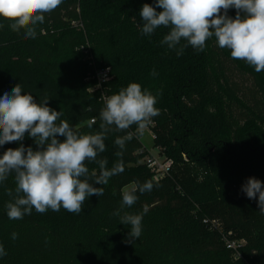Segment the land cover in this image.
<instances>
[{"label": "trees", "instance_id": "obj_1", "mask_svg": "<svg viewBox=\"0 0 264 264\" xmlns=\"http://www.w3.org/2000/svg\"><path fill=\"white\" fill-rule=\"evenodd\" d=\"M144 4L156 7L157 0H62L35 26L34 38L0 18V98L22 85L21 94H31L36 103L49 98L47 106L62 113L57 123L66 120L79 135L103 132L105 151L85 161L90 183L101 172V160L108 170L120 162L124 167L106 185L93 182L104 193L88 197L80 213L33 208L19 220L7 216L13 199L8 190L14 196L16 188L10 173L0 182V245L7 253L0 264H264V212L258 194L249 199L242 190L249 178L264 188V71L232 59L214 36L199 51L183 39L175 48L163 44L170 27L143 34ZM227 15L234 19L237 10ZM86 46L98 69H111L108 96L138 83L156 97L159 115L149 125L173 163L168 173L143 162L147 152L137 125L123 131L100 127L105 104L92 91ZM128 134L132 139L121 149L115 140ZM21 145L40 150L26 135L0 146V158ZM196 165L205 167L204 181L194 176ZM146 181L153 189L141 194ZM129 185L138 199L122 208ZM230 193L237 197L229 199ZM125 213L141 215L138 238L129 236L131 225L122 224ZM221 232H236L246 242L241 260L227 249Z\"/></svg>", "mask_w": 264, "mask_h": 264}, {"label": "clouds", "instance_id": "obj_2", "mask_svg": "<svg viewBox=\"0 0 264 264\" xmlns=\"http://www.w3.org/2000/svg\"><path fill=\"white\" fill-rule=\"evenodd\" d=\"M61 3L62 0H0V18L11 22L13 31L24 29L25 38H34L35 26L43 23L45 14L55 11ZM156 7L162 11L157 12ZM156 7L144 4L140 11L143 34H151L161 26L170 27L163 44L171 49L183 39L199 51H203L206 41L214 36L220 48L231 50L232 59L246 61L258 73L264 71V0H157ZM233 7L237 10L234 19L227 15ZM182 51L183 48L177 55ZM21 93L22 85H17L11 94L6 92L0 98V146L19 143L28 135L40 150L25 149L21 145L17 149H8L0 158V182L15 173V195L8 190L13 199L6 204L7 216L19 220L25 214H31L33 208L44 213L48 209L58 212L61 207L78 214L88 197L104 193L103 188L94 187L93 182L108 184L110 177L124 171L123 163L108 170L107 162L101 160V172L99 175L93 173L94 179L90 183L85 161L95 160L98 153L105 151L103 132L79 135L66 120L57 123L62 113L47 106V96L36 103L31 94ZM155 104V96L142 90L138 83H130L118 94L105 98L100 127L107 131L105 125H115L123 131L135 124L144 129L152 122V117L159 115ZM58 136L65 137L63 142L57 139ZM131 139L132 135L128 134L117 138L115 144L124 149L126 141ZM152 189L151 181L138 188L141 194ZM242 190L249 199L258 194V205L264 212L261 181L249 178ZM135 191H123L122 208L135 204L138 199ZM119 214V210L114 213ZM141 220L138 214L125 213L121 217L122 224L131 225L129 236L133 239L141 235ZM12 238H16V233ZM4 255L7 253L0 245V256Z\"/></svg>", "mask_w": 264, "mask_h": 264}, {"label": "rangeland", "instance_id": "obj_3", "mask_svg": "<svg viewBox=\"0 0 264 264\" xmlns=\"http://www.w3.org/2000/svg\"><path fill=\"white\" fill-rule=\"evenodd\" d=\"M43 32H46V30H44ZM87 49H82L84 54L87 53L86 50H90L89 46H86ZM113 77H111L112 80ZM110 82L107 85V88H110L109 86ZM139 136L140 139L142 140L143 144H144V148L146 150V156L144 157L143 162L144 163H150L153 162L154 165L153 167H155V170L157 172L165 170L166 169V163L169 161L166 159L162 149L160 148V146L157 145V143L155 142V134H154V129L151 127V125H148L146 128L144 129H139ZM194 176H196V178L200 181H204L207 177V173L205 170L204 166H193L192 167ZM133 189H135L134 185H129L127 186L125 190L128 191H132ZM237 196H233V193H230V195H228L229 199H235ZM234 240L238 243L243 245V247L246 245V242L244 240H241L238 236V233H234ZM242 253V250H241Z\"/></svg>", "mask_w": 264, "mask_h": 264}, {"label": "built area", "instance_id": "obj_4", "mask_svg": "<svg viewBox=\"0 0 264 264\" xmlns=\"http://www.w3.org/2000/svg\"><path fill=\"white\" fill-rule=\"evenodd\" d=\"M86 54H88L87 60L91 62V66L93 67V74H92L91 79L95 81V86L92 89V91L99 92L101 94V99L105 104V98L109 97L108 91H107V83H109L111 80V69L110 68L98 69L95 64V60L92 54L90 53V51L87 50ZM150 164H151V167L155 169V167H153L154 163L150 162ZM172 165H173L172 161L169 160L166 163V169L159 171L158 173H160L161 175L168 173ZM213 225L214 227L219 226V224L217 223H214ZM221 234H222V238L226 244L227 249L233 253L235 260H241L243 258L242 253H241L243 245L238 244L235 240L231 238L233 235L232 232H228L227 234L221 232Z\"/></svg>", "mask_w": 264, "mask_h": 264}]
</instances>
